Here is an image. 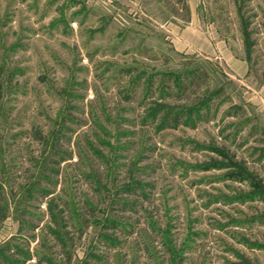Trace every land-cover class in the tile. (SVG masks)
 Returning <instances> with one entry per match:
<instances>
[{
  "label": "rangeland",
  "instance_id": "374dc122",
  "mask_svg": "<svg viewBox=\"0 0 264 264\" xmlns=\"http://www.w3.org/2000/svg\"><path fill=\"white\" fill-rule=\"evenodd\" d=\"M254 181L264 0H0V255L264 264Z\"/></svg>",
  "mask_w": 264,
  "mask_h": 264
},
{
  "label": "trees",
  "instance_id": "16d2710c",
  "mask_svg": "<svg viewBox=\"0 0 264 264\" xmlns=\"http://www.w3.org/2000/svg\"><path fill=\"white\" fill-rule=\"evenodd\" d=\"M158 105V107L159 106H161V105H159V104H157ZM157 107V108H158ZM156 108V107H155ZM159 109V108H158ZM160 110H162L163 111V109H160ZM177 115H178V113H177ZM176 114L174 115H172L171 113H170V115H168V114H166V117H167V119L168 120H172V123L171 124H173V126H175L176 125V122L179 120V116H177ZM162 123V122H161ZM167 124H169V123H167ZM160 127H165V125H163V124H160ZM216 150V149H215ZM221 151H218V153H220ZM203 168H205V166L203 167ZM229 174V176L230 177H233L234 178V176H239V173H228ZM240 179V177H238V180ZM253 184H252V187H254V190L255 191H253L252 192V194H254V195H256V197H259L261 200H263L264 201V191H262L263 190V188H264V183L263 182H261V184H262V186L260 185V182L258 181V182H252ZM263 187V188H262ZM1 215V214H0ZM260 247H263V246H260ZM5 250H8V251H10L11 250V248H10V246H8V248H4ZM22 254V253H21ZM22 255H24L25 256V253H23ZM2 262V264H13V262L16 264V260H14V261H11V260H9V259H7L6 257H4L3 255H0V263Z\"/></svg>",
  "mask_w": 264,
  "mask_h": 264
}]
</instances>
